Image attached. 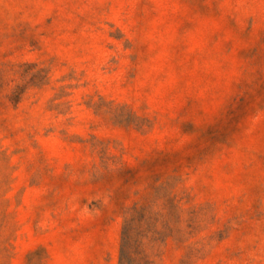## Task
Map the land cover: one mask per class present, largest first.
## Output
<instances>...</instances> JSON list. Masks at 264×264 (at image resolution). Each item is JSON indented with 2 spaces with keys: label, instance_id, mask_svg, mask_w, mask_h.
I'll list each match as a JSON object with an SVG mask.
<instances>
[{
  "label": "rangeland",
  "instance_id": "374dc122",
  "mask_svg": "<svg viewBox=\"0 0 264 264\" xmlns=\"http://www.w3.org/2000/svg\"><path fill=\"white\" fill-rule=\"evenodd\" d=\"M124 256L264 264V0H0V264Z\"/></svg>",
  "mask_w": 264,
  "mask_h": 264
},
{
  "label": "trees",
  "instance_id": "16d2710c",
  "mask_svg": "<svg viewBox=\"0 0 264 264\" xmlns=\"http://www.w3.org/2000/svg\"><path fill=\"white\" fill-rule=\"evenodd\" d=\"M141 217H142V215L139 216V214H138V216H136V217L134 218V220H136V219H138V218H141ZM124 257H126V258H123V257H122V261H123L124 263L131 264V263L133 262V259L130 258L129 256H124Z\"/></svg>",
  "mask_w": 264,
  "mask_h": 264
}]
</instances>
